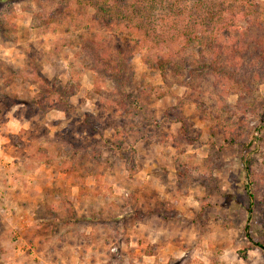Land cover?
<instances>
[{
	"label": "rangeland",
	"instance_id": "obj_1",
	"mask_svg": "<svg viewBox=\"0 0 264 264\" xmlns=\"http://www.w3.org/2000/svg\"><path fill=\"white\" fill-rule=\"evenodd\" d=\"M102 2L0 0V264H264V0L140 1L149 39ZM209 24L250 91L196 70Z\"/></svg>",
	"mask_w": 264,
	"mask_h": 264
},
{
	"label": "trees",
	"instance_id": "obj_2",
	"mask_svg": "<svg viewBox=\"0 0 264 264\" xmlns=\"http://www.w3.org/2000/svg\"><path fill=\"white\" fill-rule=\"evenodd\" d=\"M140 1L144 2L145 0H114L111 4L108 3L105 5L104 2H102L103 4L92 5L103 17H108L109 22L107 21V23H110L113 21L114 17H116L122 23L134 24L135 20L132 19H134L135 15L138 13H140L139 16L144 15L141 10L144 5L139 3ZM134 25L138 31L143 33L142 35L145 39H149L150 36L145 26H143V22H137V24ZM232 27L233 25L224 26L221 24V26L216 29L209 24L206 26V33H208L207 36H203L201 33L194 34L193 36L191 34H183V38L187 41L188 45H192L198 41H203L202 44L204 45L205 50L204 52H199L198 58L195 61L197 65L196 70L200 71L203 76L213 78L227 93L232 92L240 95L250 91V86L246 81V76L244 75L250 74L252 76H256L255 72L262 73L263 71L261 68L254 67V65L249 67L243 61L246 59L245 56L254 57V55H246L248 49L263 47L258 41H252L251 35L249 36V34L243 31V28L240 26L237 30L234 29V35V33L230 31ZM218 31H223V33L220 34ZM262 53L264 52L262 51ZM92 55L96 67H100L109 73H113L119 79L125 73L124 68L121 67L120 64H117L115 69L112 68L108 61L105 62L106 60H104V58L102 59L100 56L101 54L97 51H93ZM258 57L262 62H264L263 56H260L259 54ZM235 59H238L239 61L236 62ZM144 62L147 67L151 69L154 68V65L150 63L147 58ZM125 83H127V80ZM53 94L57 96L59 101L65 102V98L63 96L64 93L60 89L53 91ZM262 130H264V127ZM243 150L246 151L247 146H244ZM253 156L254 154H251L248 158H243L245 170L250 173L253 172V167L255 165ZM254 183L255 182L253 181L252 186ZM256 195V191L253 190L249 196L255 200ZM261 200L262 203H264V198ZM251 212V208L249 207L248 213ZM255 246L264 250V242L256 243Z\"/></svg>",
	"mask_w": 264,
	"mask_h": 264
}]
</instances>
